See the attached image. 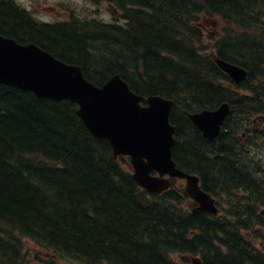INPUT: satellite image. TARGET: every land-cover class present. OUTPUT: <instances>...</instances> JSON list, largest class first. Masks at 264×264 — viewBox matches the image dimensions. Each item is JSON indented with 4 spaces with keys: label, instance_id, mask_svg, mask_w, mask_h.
Masks as SVG:
<instances>
[{
    "label": "trees",
    "instance_id": "16d2710c",
    "mask_svg": "<svg viewBox=\"0 0 264 264\" xmlns=\"http://www.w3.org/2000/svg\"><path fill=\"white\" fill-rule=\"evenodd\" d=\"M90 1L121 8L123 23L72 12L44 22L14 0H0V34L79 65L96 85L118 73L139 94L173 99L177 164L218 196L245 185L264 201V180H253L235 137L244 119L264 113V0ZM204 18L219 20L209 47ZM214 55L247 69L246 80L233 83ZM223 101L230 114L208 140L187 112ZM212 179L222 182L218 190ZM182 201L173 189H141L109 143L88 131L75 104L0 84V264H28L24 239L75 264H184L186 254L203 264H264L251 239L258 235L253 224L264 220L240 197L227 210L233 220L189 212Z\"/></svg>",
    "mask_w": 264,
    "mask_h": 264
},
{
    "label": "water",
    "instance_id": "95a60500",
    "mask_svg": "<svg viewBox=\"0 0 264 264\" xmlns=\"http://www.w3.org/2000/svg\"><path fill=\"white\" fill-rule=\"evenodd\" d=\"M218 66L236 82L246 71L234 64L216 60ZM0 83L33 91L39 97L68 99L77 103V114L96 137L107 139L114 155H129L133 179L151 192L173 186L186 178L183 193L198 204L197 210L215 213L212 198L198 186L195 175L175 168L171 157L173 127L168 122L172 101L160 96H140L132 92L119 75L98 87L87 81L79 66L64 63L34 43L20 44L0 35ZM147 103L140 106L139 102ZM229 113L227 103L214 110L189 114L203 136L214 138ZM156 171L158 175L151 174ZM192 264H201L193 259Z\"/></svg>",
    "mask_w": 264,
    "mask_h": 264
},
{
    "label": "rangeland",
    "instance_id": "374dc122",
    "mask_svg": "<svg viewBox=\"0 0 264 264\" xmlns=\"http://www.w3.org/2000/svg\"><path fill=\"white\" fill-rule=\"evenodd\" d=\"M19 2L23 7L26 9L30 10L34 15H36L39 19H42L44 21H57L62 18H65L68 14V11L73 10V12L81 17H91V14L96 15V17L104 19V20H111L115 15L112 11L111 7H108V5L104 2H101L99 4H92L89 3L86 0H15ZM214 24L213 22H207L205 21L203 23V28L204 29H209L211 32V35L209 34L210 32L206 33L204 32L205 36L203 37V44L207 47H209L212 43V41L218 36L219 31H216L213 34V29H214ZM209 35V36H208ZM253 117V116H252ZM238 135H241V131L237 133ZM263 139L262 137L260 138H254L251 139V141L246 142L248 145L251 147H247L246 144H242L244 148H246L249 151H257V154L255 156V161L258 159H262L264 162V151L261 148V145H263ZM240 147V146H238ZM264 148V147H263ZM240 153L242 155V159L244 158L245 164L251 165L254 168L257 169V173L261 170H259L258 165L259 163H256L255 161H250L249 163V158L251 156L247 152L246 149L242 150L240 147ZM253 154V153H252ZM262 162V163H263ZM264 170V167H263ZM262 170V171H263ZM254 173V174H257ZM264 175L262 176V178ZM214 180H216L214 178ZM182 181H177V183H181ZM218 190V187L221 185V181H218L217 183L213 182V179L211 181ZM225 189V188H224ZM225 198V197H224ZM184 206H186L187 202L183 203ZM226 204V202L224 203ZM261 209V207H258L257 210ZM262 235L260 236V242L257 245L264 251V230H261ZM23 250L26 255V259L28 261V264H39L42 261H45L47 259L51 260H56L61 262L62 264H75L68 262L66 260H61L55 258L52 254L48 253L47 251H44L41 247H39L37 244H35L33 241L29 239H24L23 240ZM177 257V256H175Z\"/></svg>",
    "mask_w": 264,
    "mask_h": 264
},
{
    "label": "bare ground",
    "instance_id": "6f19581e",
    "mask_svg": "<svg viewBox=\"0 0 264 264\" xmlns=\"http://www.w3.org/2000/svg\"><path fill=\"white\" fill-rule=\"evenodd\" d=\"M244 159V158H243ZM259 162H257V163H259L260 165H258V168H259V170H261V171H259L257 174H254L255 173V171L253 170V167L251 166V165H248L247 164V169L249 170V172L252 174L251 176L253 177V180L254 179H257V180H261V181H263L264 179V177L262 178V176L264 175V170H263V167H264V162H263V160L262 159H257ZM250 161L252 162V161H255V157H251L250 158V160H249V163H250ZM263 162V163H262ZM244 165H246L245 164V162H244ZM263 170V171H262ZM244 187H245V185H243Z\"/></svg>",
    "mask_w": 264,
    "mask_h": 264
},
{
    "label": "flooded vegetation",
    "instance_id": "af4514ba",
    "mask_svg": "<svg viewBox=\"0 0 264 264\" xmlns=\"http://www.w3.org/2000/svg\"><path fill=\"white\" fill-rule=\"evenodd\" d=\"M252 124L254 126V128H252V131H254V130L259 131L258 133L262 136V139L264 141V124H263L262 120L260 118H254V119H252ZM245 130L248 131L247 128ZM261 146L264 147V142H263V145H261ZM262 149L264 151V148H262ZM246 168H247V164H246ZM253 170L255 171V173H257V169L256 168L253 167Z\"/></svg>",
    "mask_w": 264,
    "mask_h": 264
}]
</instances>
